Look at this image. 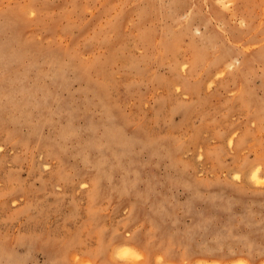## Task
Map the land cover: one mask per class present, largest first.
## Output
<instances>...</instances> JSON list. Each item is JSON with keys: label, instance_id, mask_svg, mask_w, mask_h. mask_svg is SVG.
Segmentation results:
<instances>
[{"label": "rangeland", "instance_id": "374dc122", "mask_svg": "<svg viewBox=\"0 0 264 264\" xmlns=\"http://www.w3.org/2000/svg\"><path fill=\"white\" fill-rule=\"evenodd\" d=\"M0 264H264V0H0Z\"/></svg>", "mask_w": 264, "mask_h": 264}, {"label": "bare ground", "instance_id": "6f19581e", "mask_svg": "<svg viewBox=\"0 0 264 264\" xmlns=\"http://www.w3.org/2000/svg\"><path fill=\"white\" fill-rule=\"evenodd\" d=\"M231 141H230V143H231ZM259 169L260 168H258L256 170H252V172L250 174L251 177H252V180H253L252 183H254V181H256L257 183L260 184V181L263 179L262 178L263 175H261V172H260L261 170H259ZM261 184H263V183H261ZM116 252L118 253L119 250L116 251ZM119 253L120 254H118V258H121L122 256L123 257H128V258H134L136 256L135 252H133L131 249H129L127 247L122 249ZM119 255H121V256L119 257Z\"/></svg>", "mask_w": 264, "mask_h": 264}]
</instances>
